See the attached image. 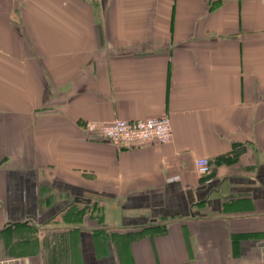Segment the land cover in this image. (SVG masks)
<instances>
[{
	"label": "crops",
	"instance_id": "crops-1",
	"mask_svg": "<svg viewBox=\"0 0 264 264\" xmlns=\"http://www.w3.org/2000/svg\"><path fill=\"white\" fill-rule=\"evenodd\" d=\"M1 263L264 264V0H0Z\"/></svg>",
	"mask_w": 264,
	"mask_h": 264
},
{
	"label": "built area",
	"instance_id": "built-area-1",
	"mask_svg": "<svg viewBox=\"0 0 264 264\" xmlns=\"http://www.w3.org/2000/svg\"><path fill=\"white\" fill-rule=\"evenodd\" d=\"M86 129L90 134H101L102 138L120 149L140 148L150 144H169L173 140V129L169 116L139 121L116 120L106 123L90 121L86 123ZM197 169L202 176L211 175L212 172L209 161L205 159L198 162ZM20 261L11 260L10 262Z\"/></svg>",
	"mask_w": 264,
	"mask_h": 264
}]
</instances>
